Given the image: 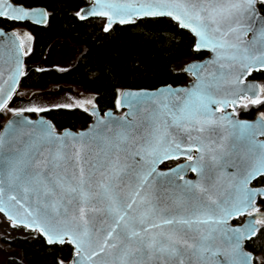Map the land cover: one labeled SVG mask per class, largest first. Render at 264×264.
<instances>
[{
    "label": "water",
    "instance_id": "water-1",
    "mask_svg": "<svg viewBox=\"0 0 264 264\" xmlns=\"http://www.w3.org/2000/svg\"><path fill=\"white\" fill-rule=\"evenodd\" d=\"M88 6L92 7L89 15L93 18L110 14V6H98V0H89L81 11ZM165 9L178 10L163 0H153V3L143 5L140 11L155 13ZM39 11L42 15L33 16L34 19L49 20L46 7L40 6ZM19 15L32 14L21 11ZM0 31L6 33L0 36L2 111L13 91H17L24 73L36 64L26 61L29 45L22 34L4 27ZM233 43L230 39L217 41L216 51L222 55L212 64L193 68L188 61L184 65L183 71L188 67L192 78L181 85L199 84L196 89L198 98L192 93L182 94L197 100L191 105L181 102L172 108L164 107L165 96L169 101L177 99L174 93L154 97L147 92L152 88H139L142 91L133 97L128 94L129 90L136 93L138 88L127 87L119 94L124 97L123 106L118 99L121 112L114 108L102 112L97 105H88L92 120L78 129H57L53 120L41 113H24L22 117L12 114L0 128V134L5 135V150L0 152V212L9 216L13 223L35 224L37 231L48 229L52 234L50 239L63 233L68 238L77 236L78 240H83L90 235V232L79 231L80 222L87 223L84 213L94 210L101 224L107 222L121 199L128 195L130 186L139 179L128 171H119L118 165L122 167L127 163L143 173L153 165L146 168L137 165L132 154L141 160L159 162L161 159L175 160L169 156L179 155L183 149L185 160L170 167L161 165L160 169L186 164L183 169L185 178L199 176V179L192 184L182 179L172 183L166 189L170 203L184 210L185 214L196 215L197 219L204 221L198 226L200 234L222 247L219 220L226 218L229 224L232 223L231 216L225 217L226 212L238 217L245 215L242 225L248 214L257 208L258 199L264 197V185H253L264 175V150L261 149L264 147V132L255 127L264 125V122L259 120L261 113L253 118L238 114L240 104L247 98H256L262 86L258 79L250 78L255 71L248 75L251 68L248 71L243 68V65L255 66V62L244 59ZM190 61L205 62V58ZM250 83L258 89L256 95L246 90ZM214 101H219L215 107L212 106ZM225 111L232 113V119L224 115ZM28 119L36 123H28ZM8 120L15 122L8 124ZM100 120L104 123L97 128ZM233 120L247 121L254 127L240 137L238 128L233 127ZM91 126L93 129L89 132ZM169 128L175 133L174 137L167 134ZM82 132H85L83 137ZM157 136H162V143H155ZM138 145L143 147L138 148ZM149 149L155 153L151 157L148 156ZM192 163L197 167L190 175L191 172L187 171ZM117 174L119 178L113 179ZM157 177L158 173L153 172L151 178H146L145 195L151 197L153 179ZM172 178L170 173L167 180ZM110 180L112 183L108 186ZM254 193L259 195L253 198ZM90 203L91 208L88 207ZM75 207L79 208L78 219L71 214L65 215ZM39 208L46 209L47 214H39ZM149 210L140 211V217ZM259 213L264 219V212ZM215 259L222 264L226 257L221 253Z\"/></svg>",
    "mask_w": 264,
    "mask_h": 264
},
{
    "label": "snow or ice",
    "instance_id": "snow-or-ice-1",
    "mask_svg": "<svg viewBox=\"0 0 264 264\" xmlns=\"http://www.w3.org/2000/svg\"><path fill=\"white\" fill-rule=\"evenodd\" d=\"M165 3L172 4L178 9L161 10L155 13L140 11L143 5L153 3V0H98L99 4L110 6V14L99 17L104 20L101 26L102 37L97 38L102 43L110 40L111 33L114 29L124 25H132L136 19L141 23L144 20H171L180 30L181 34H187L191 38V44L188 48L189 53L197 57H204L205 62L189 61L193 68L202 64H212L220 59L221 53H217V41L232 40L233 47L239 49L244 59H251L255 66L243 65L244 71L251 75L252 72H258L264 76V0H163ZM40 5L32 3L31 0H0V29L4 26L13 24L45 25L48 19H34L33 16H41L39 11ZM27 12L32 15H19ZM46 12V10H43ZM92 7L77 9L80 13L76 19L87 23L93 19L89 13ZM6 33L0 31V36ZM251 37V38H249ZM201 41L204 45L201 46ZM41 70H43L41 68ZM190 69L185 68L184 76ZM174 76H180L179 73H173ZM243 75V72L241 73ZM25 76V73H24ZM183 78V77H180ZM254 83V82H253ZM250 83L246 89L251 95H256L258 89ZM199 84L193 82L189 85L179 83L170 84L166 79L160 80L158 85L152 86L151 91H147L152 96L163 93H174L177 99L169 101L167 96L164 97L163 106L172 108L183 102L191 105L197 102L193 96H199L196 89ZM123 90H118V92ZM136 93L130 90L129 95L135 97ZM12 96L7 101V108L11 109L14 117H22L24 113L37 114L40 112L49 115L54 110L70 109L63 104H49L47 106H16ZM192 93L193 96L182 95ZM4 95L3 87H0V97ZM17 98L19 95L17 94ZM35 98V94L33 95ZM121 106L124 105V97H119ZM94 103V102H93ZM219 101L213 102V107ZM32 105V102H28ZM264 107V103L259 104ZM244 110L248 111L249 106L245 105ZM252 111L256 110V104L253 103ZM128 114L125 113V116ZM226 117L232 119V113L224 112ZM6 116L4 111H0V117ZM259 120L264 122V113H261ZM15 120H8L7 123H14ZM28 123H36L28 119ZM104 121L100 120L96 125L98 128ZM179 128V125L176 126ZM233 127L238 128V136L243 137L246 132L254 127L247 121L233 120ZM262 128L264 125H256ZM93 126L88 130L92 131ZM168 135L175 136L172 128L168 129ZM81 137L85 135L82 132ZM4 137L0 134V152L4 151ZM163 142L162 136L155 138V143ZM138 148L143 147L138 145ZM264 150V147L261 148ZM14 150V149H8ZM155 153L152 149L148 150V156ZM137 165L147 167L153 165L151 169L140 173L136 167L123 163L119 171H128L133 176L139 177L131 186L127 196L121 199L119 206L107 218V222L100 223V219L93 211L84 213V220L87 223L80 222V232H90V235L78 240L77 236L68 238L63 233L58 234L55 238H49L52 234L48 229L41 228L36 230L35 224L13 223L9 216L0 212V218L5 226L3 235H0V244L10 245L23 237L22 243L27 245L24 255L18 252L8 251L5 247H0V264H24L29 260L31 264V252H35L41 257V264H64L70 261L71 264H221L215 258L223 253L226 259L222 264H264V247L258 248L257 242L264 240V228L261 227L259 211L248 214L245 222L237 225L229 224L228 219L219 220L221 226L222 247L216 246L208 236L200 234L199 225L204 223L197 219L196 215L189 216L184 210L174 207L170 203V197L166 189L177 180H185L192 184L199 176L185 178L183 169L186 164H180L175 168L161 170L160 166H166V160L154 162L151 159L141 160L140 157L132 154ZM186 153L181 151L179 155L169 156V159L184 160ZM187 163V162H186ZM197 165L192 163L187 172L193 173ZM201 171L203 168L201 167ZM153 172L158 173V177L153 179V192L151 197L145 195L144 185L147 183L146 178H151ZM173 174L171 181L167 178ZM118 174L113 179H118ZM264 175L256 179L260 183ZM163 181V183H161ZM112 181L108 182L111 186ZM259 195L253 194V198ZM94 202V201H93ZM264 204V197L260 199ZM89 208L92 207L90 203ZM150 209L147 214L140 217L142 210ZM41 215L47 214L44 208L37 209ZM74 215L79 218V208H70L65 215ZM231 216V221L238 219V216L225 213V217ZM71 236L72 234L69 233ZM11 237V239H9Z\"/></svg>",
    "mask_w": 264,
    "mask_h": 264
},
{
    "label": "trees",
    "instance_id": "trees-1",
    "mask_svg": "<svg viewBox=\"0 0 264 264\" xmlns=\"http://www.w3.org/2000/svg\"><path fill=\"white\" fill-rule=\"evenodd\" d=\"M32 3L44 6L49 11V20L45 25L31 26L26 24L31 33L30 47L26 61L35 63L22 77L20 87L33 90H46L54 85H71L87 92L95 105L104 111L114 108L119 111L118 90L124 88H152L160 80L166 79L170 84L187 82L191 77L184 76L182 68L176 63L197 57L188 52L191 38L181 34L176 25L168 19L136 20L132 25H124L114 29L110 40L103 43L97 38L102 37L101 26L104 20L93 18L87 23L76 19L77 9L89 0H31ZM8 28L9 26H5ZM58 41L75 45L78 53L69 67L49 65L51 50ZM41 68L43 70H41ZM179 73L180 76H174ZM183 77V78H180ZM251 77L264 79L258 72ZM63 104L70 109L54 110L47 117L51 118L57 129L85 127L92 116L88 110L77 103ZM49 104H44L47 106ZM241 109L242 117H254L256 111ZM40 112H37L39 114ZM42 114V113H41ZM33 115V114H32ZM36 115V114H34ZM6 116L1 117L4 120ZM3 122L0 121V128ZM264 228V227H262ZM11 239V238H9ZM23 237L9 247L25 254L27 245L22 243ZM258 248L264 247V240L258 241ZM31 252V264H41V257ZM24 264H30L25 260Z\"/></svg>",
    "mask_w": 264,
    "mask_h": 264
},
{
    "label": "rangeland",
    "instance_id": "rangeland-1",
    "mask_svg": "<svg viewBox=\"0 0 264 264\" xmlns=\"http://www.w3.org/2000/svg\"><path fill=\"white\" fill-rule=\"evenodd\" d=\"M77 53H78V48L75 45L65 41H58L53 46L50 54L51 58L48 60L47 63L49 65H57L63 68L69 67L75 61L77 57ZM191 59L194 58L188 57L182 60L181 62L176 63L175 66L177 68L183 69L184 65ZM17 94L19 95V98H17ZM34 94H35V98H33ZM88 96H90L89 93L76 89L71 85H62V84L57 86L54 85L46 90L26 89L19 86V88L13 95V100L15 101V105L18 107L19 106L39 107L40 105L53 104V103L80 104L82 102L81 99ZM29 101L32 102V105L28 104ZM92 101L93 100H91V102ZM4 112L6 113V117L4 118L3 122L12 114L11 109H8L7 106L6 108H4ZM259 113H264V110H262V112ZM4 231H5V226L2 222V218H0V235H3ZM0 247H5L7 248L8 251L11 252H18L15 249L9 247L8 245L0 244ZM3 259L4 257L0 256V260Z\"/></svg>",
    "mask_w": 264,
    "mask_h": 264
},
{
    "label": "flooded vegetation",
    "instance_id": "flooded-vegetation-1",
    "mask_svg": "<svg viewBox=\"0 0 264 264\" xmlns=\"http://www.w3.org/2000/svg\"><path fill=\"white\" fill-rule=\"evenodd\" d=\"M4 28L6 29V30H13V31H15V32H17L19 35L20 34H22L23 36H24V38H25V42L27 43V42H29L30 41V39H31V33H30V31H29V28L26 26V24H13V25H10L8 28H6L5 26H4ZM250 78H253V77H250ZM191 79V78H190ZM253 79H256V78H253ZM258 80H259V82H260V84H261V86H262V89H261V92H260V94L256 97V98H247V99H245L241 104H240V107H239V110H238V114H239V116L240 117H242L241 115H240V111H241V109H243L244 108V106L245 105H248L249 106V108L250 107H252V105H253V103L255 102V104H256V107H260L259 106V104L260 103H264V79H259L258 78ZM189 81V80H188ZM91 100H93L92 98H91V96H88V97H84V98H82L81 99V101L83 102H81L79 105H80V107L81 108H84V109H86L87 110V106L88 105H90L91 103H93V101L91 102ZM84 101H86V102H84ZM262 110H264V107H261L260 109H258L257 111H256V113H255V115H254V117L257 115V114H259V112H262ZM4 111V110H3ZM102 111V110H101ZM105 111V110H104ZM104 111H102V112H104ZM247 118V117H246ZM251 118H253V117H251ZM0 121H2L3 122V120L1 119V117H0ZM185 160V159H184ZM183 160H177V159H175V160H169V161H167L166 162V166L165 165H162L163 167H170V166H173V165H175V164H177V163H180V162H182ZM190 175H193V173H191ZM262 176V175H261ZM260 176V177H261ZM260 177H258V178H260ZM253 185H264V179H261V182L258 184V183H256V180L253 182ZM260 199H261V197L258 199V206H257V208L256 209H254L253 211H252V213H255V212H257V211H259V212H264V204H261L260 203ZM245 215H242V216H239L238 217V219H234L233 221H232V223H233V225H237V224H241L243 221H244V219H245ZM259 219H260V221H261V227H264V219H262L261 217H259ZM67 262V261H66ZM66 262H64V264H66Z\"/></svg>",
    "mask_w": 264,
    "mask_h": 264
}]
</instances>
